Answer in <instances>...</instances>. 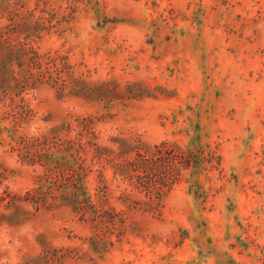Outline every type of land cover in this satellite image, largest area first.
Wrapping results in <instances>:
<instances>
[{
	"label": "rangeland",
	"instance_id": "obj_1",
	"mask_svg": "<svg viewBox=\"0 0 264 264\" xmlns=\"http://www.w3.org/2000/svg\"><path fill=\"white\" fill-rule=\"evenodd\" d=\"M1 2L0 264H264V0Z\"/></svg>",
	"mask_w": 264,
	"mask_h": 264
},
{
	"label": "trees",
	"instance_id": "obj_2",
	"mask_svg": "<svg viewBox=\"0 0 264 264\" xmlns=\"http://www.w3.org/2000/svg\"><path fill=\"white\" fill-rule=\"evenodd\" d=\"M1 6H2V2L0 0V7ZM1 15H3V14H1ZM30 75L32 76L33 74H30ZM74 80L75 79H72L71 80V84H74V86H75ZM33 83H36V82H33ZM7 85H8V83L6 84L5 75H3L2 73H0V90H2L3 87L5 88ZM4 94H5V90H4ZM91 121H92V119H90L89 121L86 120V121L78 122V123H76L74 125L68 123V124L65 125V129H62L60 132L59 131H49L46 134H42L40 136H35L32 139L33 140H39L40 138H42V139L46 140L49 136H59L63 130H67L69 133L76 132L77 133V136L79 137L78 140H81L82 139V131L85 130V129L88 130L90 124H92ZM87 143H89V142H87ZM97 149L99 151H102L105 148H101V146H97ZM138 156L142 157V160H143L144 163L147 162L148 159H144V157L142 155H138ZM154 156H155V154L152 153L151 154V157L153 158ZM152 160H151V162H152Z\"/></svg>",
	"mask_w": 264,
	"mask_h": 264
}]
</instances>
